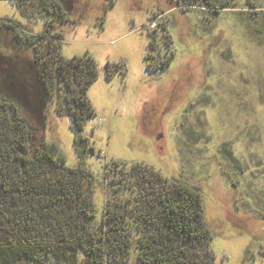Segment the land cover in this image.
Masks as SVG:
<instances>
[{"label":"rangeland","instance_id":"374dc122","mask_svg":"<svg viewBox=\"0 0 264 264\" xmlns=\"http://www.w3.org/2000/svg\"><path fill=\"white\" fill-rule=\"evenodd\" d=\"M37 9L29 1L21 14L0 0V18L30 32L45 25ZM71 16L56 26L61 54L88 52L100 65L87 89L94 114L79 132L93 152L74 141L71 117L56 115L51 99L44 138L89 174L90 228L109 197L128 196L110 190L108 165L145 163L199 189L213 264H264V0L218 10L187 0H75ZM146 53L166 63L147 67ZM108 60L124 72L107 77Z\"/></svg>","mask_w":264,"mask_h":264},{"label":"trees","instance_id":"16d2710c","mask_svg":"<svg viewBox=\"0 0 264 264\" xmlns=\"http://www.w3.org/2000/svg\"><path fill=\"white\" fill-rule=\"evenodd\" d=\"M11 1L21 14L34 2L45 25L30 32L0 18V264H129L133 254L137 264H213L199 189L145 163L108 165L110 190L128 196L109 197L98 229L90 228V176L66 164L44 129L51 99L56 115L71 117L74 141L93 152L79 132L94 114L87 89L100 65L88 52L61 54L56 26L76 20L75 0ZM187 1L215 10L231 2ZM144 61L150 68L166 63L148 53ZM104 67L107 77L125 70L121 61Z\"/></svg>","mask_w":264,"mask_h":264}]
</instances>
